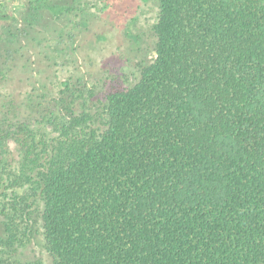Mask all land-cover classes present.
<instances>
[{
  "label": "trees",
  "instance_id": "obj_1",
  "mask_svg": "<svg viewBox=\"0 0 264 264\" xmlns=\"http://www.w3.org/2000/svg\"><path fill=\"white\" fill-rule=\"evenodd\" d=\"M32 4L44 39L0 38V264H264V0ZM142 18L152 59L77 79Z\"/></svg>",
  "mask_w": 264,
  "mask_h": 264
},
{
  "label": "rangeland",
  "instance_id": "obj_2",
  "mask_svg": "<svg viewBox=\"0 0 264 264\" xmlns=\"http://www.w3.org/2000/svg\"><path fill=\"white\" fill-rule=\"evenodd\" d=\"M33 2L34 0H0V38L12 32V35L17 34L20 43L26 42L30 47L37 40L44 39V33L53 27L52 18L43 8L38 9L39 14L35 17ZM127 5H129L127 1L116 4L120 10ZM147 15L151 14L147 13ZM107 17L112 19L114 16L107 15ZM143 19L132 26L129 30L131 35L126 34L124 24H120L116 29L108 28L107 38L97 37L96 34L100 33L98 29L95 30V34L81 41L77 48L80 55L78 60L80 73L77 79H85L88 83H92L114 66H123L124 63H133L134 60L152 59L156 37ZM19 77L21 74L14 77L10 89L18 96V102L22 103L23 97L19 92L24 90L25 85L18 82ZM2 231L0 223V234Z\"/></svg>",
  "mask_w": 264,
  "mask_h": 264
}]
</instances>
